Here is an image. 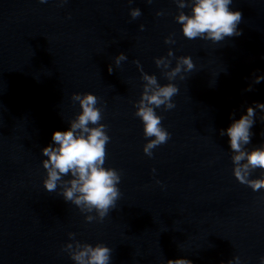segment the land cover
Returning <instances> with one entry per match:
<instances>
[{"label":"water","instance_id":"1","mask_svg":"<svg viewBox=\"0 0 264 264\" xmlns=\"http://www.w3.org/2000/svg\"><path fill=\"white\" fill-rule=\"evenodd\" d=\"M178 4L0 0V264H76L72 256L86 243L109 245L110 264H220L234 256L259 264L264 188L237 180L220 130L264 102V80L254 82L264 74V0H233L240 34L219 42L185 37L176 17L190 5ZM133 7L140 16L131 17ZM120 52L127 58L117 63ZM182 55L195 66L170 81ZM145 75L179 88L173 108L156 109L171 135L152 156L135 115L146 86L154 87ZM88 91L110 137L105 166L121 174V194L103 219L65 201L63 182L51 192L43 185L41 150L81 111L72 93ZM254 119L246 150L264 145V111ZM260 177L264 170H250L249 179Z\"/></svg>","mask_w":264,"mask_h":264},{"label":"clouds","instance_id":"2","mask_svg":"<svg viewBox=\"0 0 264 264\" xmlns=\"http://www.w3.org/2000/svg\"><path fill=\"white\" fill-rule=\"evenodd\" d=\"M46 0H41V3ZM233 0H179L178 6L183 9L189 7L190 12L181 11L176 21L180 24L182 34L191 39L200 37L212 42L222 41L225 37L239 35L238 24L242 13L239 9L231 8ZM130 15L136 18L141 15L139 7L130 9ZM143 28V25H141ZM167 42V41H166ZM126 54L116 55V62L126 59ZM160 61H157L159 64ZM191 55H182L177 59L176 66L171 69L168 78L171 81L177 74L187 73L194 68ZM112 71V65L108 66ZM181 76V79H184ZM148 86H154L149 92L147 86L142 94L135 115L143 123L145 137H150L143 146V151L152 156V149L167 141L170 132L161 124L162 116L156 109L164 106L171 109L175 106L172 97L178 92V85L166 83L159 85L155 76L145 75ZM264 80V74L255 76L254 82ZM251 85H249V90ZM73 99L79 101L81 111L65 129H56L51 136V142L41 150L46 157L42 161L46 176L43 179L47 191H55L58 182L65 184L62 196L65 201H72L88 211L93 209L103 219L111 208L115 207L120 196V171L111 166H105L106 143L110 137L106 125L101 123L102 112L97 106L98 97L95 93L73 92ZM264 111V102L248 105L246 111L239 118L220 130L221 135H227L228 145L233 150V174L241 183L250 185L253 190L264 188V177L249 179L252 169L264 170V145L246 150L253 135L251 129L255 123L256 110ZM241 161H245L240 164ZM153 171H155L153 169ZM70 177L64 181V177ZM91 220L92 217H86ZM112 249L104 243H86L75 252L72 259L76 264H110ZM242 264L239 256H234L220 264ZM162 264H193L186 257L169 258ZM259 264H264V256L259 258Z\"/></svg>","mask_w":264,"mask_h":264}]
</instances>
